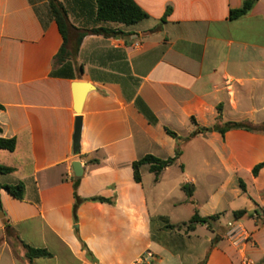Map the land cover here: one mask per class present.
I'll return each mask as SVG.
<instances>
[{
  "label": "crops",
  "instance_id": "0c3cea01",
  "mask_svg": "<svg viewBox=\"0 0 264 264\" xmlns=\"http://www.w3.org/2000/svg\"><path fill=\"white\" fill-rule=\"evenodd\" d=\"M60 1L76 30L113 33L86 36L63 74L54 58L64 40L48 0H0V136L17 143L14 152L0 150V166L14 169L0 174V185H25L23 201L0 189V264H134L146 251L152 264H264V167L253 175L264 162V133L199 132L264 123V0L237 20L229 14L243 0H133L148 17L129 26L97 21L83 5L94 0ZM75 81L95 88L83 106L79 153ZM167 129L196 135L158 181L143 165L135 182L134 162L176 155ZM76 179L81 198L111 201L83 203L77 223ZM183 185L193 187L191 197ZM179 190L185 195L175 196ZM196 211L219 219L187 232L180 225ZM229 213L234 220L222 224ZM7 224L18 238L7 237ZM24 244L51 257L30 260Z\"/></svg>",
  "mask_w": 264,
  "mask_h": 264
},
{
  "label": "trees",
  "instance_id": "16d2710c",
  "mask_svg": "<svg viewBox=\"0 0 264 264\" xmlns=\"http://www.w3.org/2000/svg\"><path fill=\"white\" fill-rule=\"evenodd\" d=\"M259 0H243V4L239 9L231 10L229 14L230 20H237L242 17L247 16L254 6L257 4ZM51 12L55 21L59 27V31L63 37V46L59 53L54 58V65L61 66V73L66 74V70L70 69L72 71V61L75 60L77 52L82 45L86 36L89 35H109L113 33V31L105 28H98L92 30H76V28L70 23L68 17V11L65 5L60 0H48ZM86 8H93L95 13V17L99 22L105 23H119L123 25H133L136 24L148 16L147 14L133 1V0H94L93 4L89 2L83 3ZM72 73V72H71ZM138 107L140 111L147 117L151 124H156L157 119L151 110L141 101H137ZM0 109H3V106L0 105ZM245 130L249 132L255 133H264V123L262 124H254L251 122H225L223 124L217 123L212 128H202L199 132H218L221 135H225L226 132L231 130ZM1 132V129H0ZM167 133L178 141V147L176 150V155L173 158H169L167 160H161L152 155H147L142 159L133 163L134 170V180L137 183L142 182V176L140 173V168L143 165H150V172L155 175L156 181L159 180L162 172L169 166L173 165L182 155V146L190 139H192L196 134H193L187 138H181L177 136L176 133L167 129ZM16 140L14 138L7 139L0 136V150H5L9 152H14L16 150ZM264 167V162L257 165L253 169V175L257 176L259 171ZM14 171V169L9 167L0 166V174H10ZM80 179H76L74 183V196L75 203L73 206V219L74 222H78L77 212L79 207L85 202H101V203H110L111 201L102 197H93L89 199L81 198L78 195V187H79ZM241 187L243 191H246L245 185L241 183ZM0 189H5L8 194H10L13 198L23 201L25 199V185L22 182H19L14 185H0ZM183 191L186 193L188 197L193 195L194 189L193 187H189L188 185L182 186ZM247 214V211H237L235 213L236 218H240L243 215ZM219 219V215H213L208 217H201L198 211L195 212L193 217L186 223L180 225V227H186L187 232L192 231L197 224H205L208 225L209 228H212L214 222ZM6 234L8 238H18L15 230L6 225ZM216 239L214 240V242ZM82 243V249L86 251L87 258L91 261H94L92 253L87 248L86 244ZM26 248V256L28 259L32 260L35 258H49L51 254L47 250L42 249H34L26 244H24Z\"/></svg>",
  "mask_w": 264,
  "mask_h": 264
},
{
  "label": "water",
  "instance_id": "95a60500",
  "mask_svg": "<svg viewBox=\"0 0 264 264\" xmlns=\"http://www.w3.org/2000/svg\"><path fill=\"white\" fill-rule=\"evenodd\" d=\"M95 88L91 83L75 81L72 83V92H73V100H74V110L77 114L76 123H75V132L73 137L74 143V152H80L81 146V133H82V112L85 100L87 95L93 91ZM78 166V167H77ZM73 169L76 177H81L83 175V170L81 169V165L79 162L73 163ZM0 218H5V213L3 211V206L0 198Z\"/></svg>",
  "mask_w": 264,
  "mask_h": 264
},
{
  "label": "rangeland",
  "instance_id": "374dc122",
  "mask_svg": "<svg viewBox=\"0 0 264 264\" xmlns=\"http://www.w3.org/2000/svg\"><path fill=\"white\" fill-rule=\"evenodd\" d=\"M70 19V18H69ZM192 148H187V152L191 151ZM177 171V172H175ZM182 173L178 170H176V168H174V174H173V179H175L176 181H180L182 179ZM153 175H147L144 179V186L148 189V192H151V186L153 184ZM150 194V193H149ZM179 195V196H184L185 194L179 190L178 192H176L175 196ZM178 197V196H177ZM201 198V197H200ZM234 220L233 215L231 213H229L228 215H225L224 217H222V224H227V222Z\"/></svg>",
  "mask_w": 264,
  "mask_h": 264
},
{
  "label": "built area",
  "instance_id": "2783aa9c",
  "mask_svg": "<svg viewBox=\"0 0 264 264\" xmlns=\"http://www.w3.org/2000/svg\"><path fill=\"white\" fill-rule=\"evenodd\" d=\"M263 221H264V218H263ZM153 258H154V255L150 251H146L134 264H152Z\"/></svg>",
  "mask_w": 264,
  "mask_h": 264
},
{
  "label": "bare ground",
  "instance_id": "6f19581e",
  "mask_svg": "<svg viewBox=\"0 0 264 264\" xmlns=\"http://www.w3.org/2000/svg\"><path fill=\"white\" fill-rule=\"evenodd\" d=\"M78 167V166H77Z\"/></svg>",
  "mask_w": 264,
  "mask_h": 264
}]
</instances>
